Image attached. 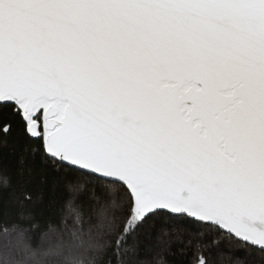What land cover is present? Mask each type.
I'll use <instances>...</instances> for the list:
<instances>
[{"label": "snow or ice", "instance_id": "1", "mask_svg": "<svg viewBox=\"0 0 264 264\" xmlns=\"http://www.w3.org/2000/svg\"><path fill=\"white\" fill-rule=\"evenodd\" d=\"M5 158L0 264H252L264 0H0Z\"/></svg>", "mask_w": 264, "mask_h": 264}, {"label": "trees", "instance_id": "2", "mask_svg": "<svg viewBox=\"0 0 264 264\" xmlns=\"http://www.w3.org/2000/svg\"><path fill=\"white\" fill-rule=\"evenodd\" d=\"M0 163H3L5 166H10L12 161L5 158L3 161H0ZM229 244H231L235 249L236 256H242L244 254V249L240 246L239 242L229 241L227 238L223 239L220 247L226 248ZM249 259L252 261V264H264V254L259 253L255 249L252 250Z\"/></svg>", "mask_w": 264, "mask_h": 264}]
</instances>
